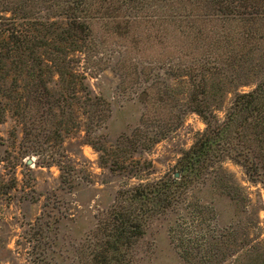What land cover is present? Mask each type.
Wrapping results in <instances>:
<instances>
[{
    "label": "trees",
    "instance_id": "1",
    "mask_svg": "<svg viewBox=\"0 0 264 264\" xmlns=\"http://www.w3.org/2000/svg\"><path fill=\"white\" fill-rule=\"evenodd\" d=\"M93 34H108L121 46L110 54L108 66L119 79L118 89L136 92L144 125L155 124L153 105L170 93L159 69L187 79L184 105L205 126L164 175L113 194L94 215L93 226L69 244L77 264H141L140 248L155 221L173 215L181 226L193 222L195 213L211 212L222 223L218 200L226 199L236 214L255 216L249 198H238V189L218 167L233 162L264 191V0H0V121L7 110L19 118L18 159L35 154L37 166H57L61 188L84 181L81 170L65 160L63 132L79 125L73 104L67 107L59 97L68 98L69 91L75 98L78 79L86 78V65L80 73L74 67L85 59L79 47ZM45 69L57 73L62 90H51ZM101 95L91 96L83 110L84 143L108 165L112 150L97 146L92 136L111 111L109 102L105 114L98 108ZM173 127L160 125L152 142ZM141 132L146 131L138 128L135 135ZM9 159L1 158L0 165ZM12 169L15 183L16 164ZM6 186L1 180L3 193ZM207 239L226 264L261 256L249 234L239 242L230 231Z\"/></svg>",
    "mask_w": 264,
    "mask_h": 264
},
{
    "label": "rangeland",
    "instance_id": "2",
    "mask_svg": "<svg viewBox=\"0 0 264 264\" xmlns=\"http://www.w3.org/2000/svg\"><path fill=\"white\" fill-rule=\"evenodd\" d=\"M120 47L108 34H93V39L88 38L79 47L85 54L75 52L76 56L85 57L88 63L81 58V66L74 67L80 73L86 65V78L78 79L75 98L69 91L65 92L68 98L59 97L67 107L73 104L79 125L63 132V146L67 150L65 160L81 170L82 183L71 189L67 186L61 188L57 166H37L35 154L18 159L22 124L11 110H7L0 121V159L10 158L0 165V181L7 185L4 193L0 189V264H77L69 251V244L77 243L93 226L94 215L110 204L113 194L120 187L137 183L140 179L151 180L164 175L181 151L191 145L196 132L204 128L198 114L184 105L187 79L168 76L159 69L160 81H166L170 93L165 96V102L153 105L155 124L144 125L142 114L145 109L136 92L130 88L118 89L119 79L108 66L110 54ZM72 48L75 47H71L70 52H74ZM44 74L49 76L52 91L62 90L57 73L45 69ZM159 87L164 88L162 83ZM94 95H101L104 99L98 100V108L103 114L108 109V102L111 107L102 130L92 135L97 146L112 150L108 165H102L99 152L84 143L83 110ZM230 96L227 94L225 101ZM62 115L58 113L57 119ZM65 115H69L68 108ZM165 124L175 127L161 135L159 141L152 142L160 125ZM138 128L146 132L137 136ZM14 164L15 183L11 180ZM218 171L225 173V179L238 189L235 191L238 198L241 194L249 198L255 207V216L236 214L225 199L218 200L222 223L211 212H205L204 216L195 213L192 216L194 223L188 214L191 221H182L181 226L173 215L159 218L148 230L140 248L141 264H226L214 255L212 241L207 236L229 231L237 237V242L244 234H249L251 240L259 244L257 253L261 256L254 258V254L240 264H264V191L260 185L247 179L240 166L229 160L219 165ZM216 203L217 200V206ZM247 220L251 222L246 224ZM205 255H209L208 258L204 259Z\"/></svg>",
    "mask_w": 264,
    "mask_h": 264
},
{
    "label": "water",
    "instance_id": "3",
    "mask_svg": "<svg viewBox=\"0 0 264 264\" xmlns=\"http://www.w3.org/2000/svg\"><path fill=\"white\" fill-rule=\"evenodd\" d=\"M31 162V160H28V163H30Z\"/></svg>",
    "mask_w": 264,
    "mask_h": 264
}]
</instances>
